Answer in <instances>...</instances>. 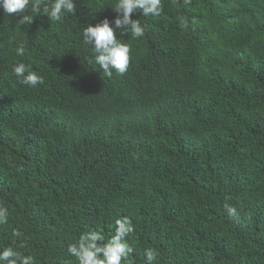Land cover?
<instances>
[{"label":"trees","instance_id":"obj_1","mask_svg":"<svg viewBox=\"0 0 264 264\" xmlns=\"http://www.w3.org/2000/svg\"><path fill=\"white\" fill-rule=\"evenodd\" d=\"M75 2L32 25L0 9V250L76 264L69 243L127 215L132 264L147 247L153 264H264V0H161L110 78L82 29L111 0Z\"/></svg>","mask_w":264,"mask_h":264},{"label":"clouds","instance_id":"obj_2","mask_svg":"<svg viewBox=\"0 0 264 264\" xmlns=\"http://www.w3.org/2000/svg\"><path fill=\"white\" fill-rule=\"evenodd\" d=\"M189 0H185L188 3ZM112 18L104 16L95 24L89 23L82 29L83 44L91 48L93 62L99 66L103 76L112 77L113 70L123 74L130 62V45L118 37L131 36L138 39L144 36L145 28L134 16H160L163 12L161 0H111ZM0 9L8 15H15L20 25H32L35 17H46L52 22H61L66 14L75 13V0H0ZM30 13V14H29ZM15 54L24 56V41H15ZM12 73L23 85L36 87L44 83V77L32 70L31 65L23 62L11 66ZM100 74V73H99ZM229 216L236 217L234 207L225 204ZM7 219V212L0 209V223ZM112 234L106 237L98 230L81 232L75 242L66 249L68 256L76 264H132L130 259L134 252L130 240L136 231L132 219L123 215L115 220ZM14 235H20L19 231ZM158 253L152 247L144 249V264H153ZM0 264H35L31 255H21L13 248L0 250Z\"/></svg>","mask_w":264,"mask_h":264}]
</instances>
